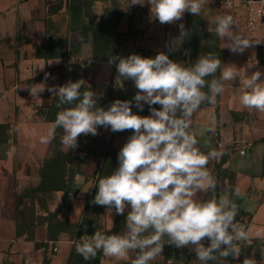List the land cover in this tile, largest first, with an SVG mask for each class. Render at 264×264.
Listing matches in <instances>:
<instances>
[{
  "label": "crops",
  "instance_id": "0c3cea01",
  "mask_svg": "<svg viewBox=\"0 0 264 264\" xmlns=\"http://www.w3.org/2000/svg\"><path fill=\"white\" fill-rule=\"evenodd\" d=\"M57 0H0V125H9L10 139L0 143V264H43L47 258L50 264H67L72 247L75 245L77 226L86 216L92 215L90 197L97 189L98 179L111 174L118 166L117 157L109 159L110 167L101 176L100 164L111 145L114 133L106 128H98L97 135H81L86 147L85 161L80 165L72 183V192L64 206V193H52L42 206L36 202L35 227L30 232L26 224H21V235L17 236L16 193H22L41 182L40 170L45 161L53 157L52 137L44 142L52 122L46 120L48 110L55 97L47 90L39 93V98L30 94L29 86L44 82L46 85H62L68 80L84 79L99 97L114 93L137 91L131 80L118 81L115 63L92 58L91 43L71 39L61 58H39L36 51L46 45L49 39L70 37V14L65 3L61 10L49 14V7ZM143 11L137 21L138 36L127 48L129 54H144L154 57L158 52L170 56L183 53L188 58L184 39H180L174 51L166 45L179 38V23L186 29L185 14L182 21L161 24L150 17L147 4H134ZM228 13L234 17L235 27L249 35L242 28L244 16L241 13L219 7L216 0H204L201 13L203 31L207 32L209 20L217 14ZM197 16L196 14H191ZM262 40L264 33L255 34ZM255 40V39H254ZM220 48L224 52L223 63L233 64L237 72L250 75L256 70L264 72V46L261 42L251 45L242 53ZM256 62V63H255ZM186 64V63H185ZM43 67V68H41ZM45 73L49 76L45 80ZM220 75V72H219ZM54 77V78H53ZM241 77L224 81L223 93L216 102L200 108L192 116V128L198 134L199 146L203 151L214 148L222 155L209 166L217 177V193L231 198L234 187L246 193L241 210L244 215L237 222L249 232L251 244L245 246L238 258L254 256L259 264H264V112L240 105ZM264 79V76L261 77ZM146 106V105H145ZM133 111H136L133 108ZM142 114V115H148ZM214 131H209V129ZM130 130V129H129ZM126 130L115 133L112 147L120 150L127 140ZM64 150H67L63 146ZM245 150L244 155L239 151ZM57 212L53 223L67 226L59 230L55 241L48 240L49 214ZM127 209L125 211V214ZM116 213L104 210L94 216L103 230H110ZM20 223V222H19ZM76 226V228H75ZM74 227V228H73ZM57 251L54 252L53 248ZM188 260H169L168 264H200L194 252ZM165 249L152 264L164 261ZM129 259L116 260L103 254L100 264H131Z\"/></svg>",
  "mask_w": 264,
  "mask_h": 264
},
{
  "label": "clouds",
  "instance_id": "9594fccd",
  "mask_svg": "<svg viewBox=\"0 0 264 264\" xmlns=\"http://www.w3.org/2000/svg\"><path fill=\"white\" fill-rule=\"evenodd\" d=\"M203 3L132 0V4H147L150 17L161 24L182 21L185 12L198 16ZM233 26L231 14H217L209 20L207 31L222 41V48L236 53L260 43ZM178 28L179 38L166 45L169 52L191 34L182 22ZM113 63L116 79L131 80L137 91L131 99L113 100L106 109L98 105V94L82 78L62 85L41 82L29 86L32 97L39 98L38 94L47 90L57 100V108L67 105L56 113L47 135L42 137L44 142L55 135L57 128L63 130L60 142L67 150L77 147L79 136L97 135L100 127L112 132L132 130L117 154L118 166L98 179V190L90 201L124 215V231L85 233L73 241L76 252L85 261L95 258L98 250L116 260H127L134 252L131 264H152L168 244L178 249L187 246L200 264H224L228 257L236 259L251 244L249 232L236 221L240 207L236 201L246 198V193L238 186L232 190V199L217 193L218 181L209 164L222 152L201 149L192 116L203 103L214 104L224 91L223 82L238 75L240 105L264 112V72L240 74L235 65L222 63L211 51L189 65L169 58L165 52L154 57L114 55L108 59V64ZM218 69L217 78L213 74ZM48 76L45 73V80ZM209 76L212 79L206 80ZM145 105L149 114L140 115ZM239 264L259 262L254 256H246Z\"/></svg>",
  "mask_w": 264,
  "mask_h": 264
},
{
  "label": "trees",
  "instance_id": "16d2710c",
  "mask_svg": "<svg viewBox=\"0 0 264 264\" xmlns=\"http://www.w3.org/2000/svg\"><path fill=\"white\" fill-rule=\"evenodd\" d=\"M96 1L98 0H57L56 4L51 5L48 10L50 15L61 10L63 4L65 3L70 14V37L65 39L47 40L46 45L43 48L37 49L36 56L39 58H61L65 54V49L68 46L69 41L71 39L79 38L82 42L91 43V54L93 59L108 61L110 56H126L129 45L125 44L127 40L123 41L122 39L127 37L133 41L138 36L139 31L136 29V25L137 21L142 16L143 11L135 5H131L128 13L130 24L127 31L120 32L118 30V26L124 14H120L118 17H111L108 14H103L101 18H98L92 11V6ZM136 12H140V15L135 22L134 19L136 17ZM185 20L186 29L190 30L191 33L188 38L184 39V46L186 48V52L188 53V58L183 53L172 55L170 58L178 60L183 64L186 63L185 65H189L194 63L198 56L211 51L215 52L216 55L220 57L221 61H223L224 52L220 48V39L216 37L214 33H207L203 31V20L198 16H192L188 12L185 14ZM133 21L136 25H134ZM141 56L145 55L142 54ZM219 72L220 70L218 69L213 75L218 78ZM205 79L210 80L212 77L209 76ZM204 90L207 91V85ZM135 92L136 91L114 93L110 90L105 97L98 98V105L106 109L108 104L113 100L131 99ZM56 104L57 100L55 99L46 115V120L49 122H53L55 120L56 113L58 111H60L63 107H67V105H63L61 108H57ZM205 105L207 106L209 103L205 102L201 106ZM153 106L157 108L160 107L159 105ZM147 113L149 112L148 106L146 105L143 112H140L139 114L142 115ZM131 131V129H128L125 134L129 136ZM115 133L111 141L112 144L115 141ZM62 135L63 130L61 128H57L55 130V135L51 140L53 157L44 162L40 170L41 182L39 185L36 187H30L22 193H16V198L18 199L17 236L21 235V224L22 226L23 224H26L27 230L30 232L35 227V210L33 205L36 202L44 206L47 198L52 193L62 191L64 196L61 206L63 207L68 199V195L73 191L72 183L74 181L75 174L79 172L80 165L85 161L86 147L81 140H78L77 147L66 152L60 142V137ZM9 139V125H0V143H6ZM112 144L109 145L102 164H100L98 173L99 176L104 174L105 170L110 167L109 159L112 156L117 157L119 150L112 147ZM96 191L97 190H94L92 193L90 201L93 199ZM232 198L233 197L231 195L230 199ZM236 202L240 206L236 217V221L238 222L244 213L241 210L242 199H237ZM89 204L92 207V215L84 217L79 226H77L76 239H79V237L85 233L91 235L95 230L103 231L105 234L124 231V215H116L113 227L110 230H103L101 225L95 220L94 216L106 210L107 207L94 203ZM57 212L58 211L49 214L48 240L50 241L56 240L59 230L62 229L64 225L69 227L70 230L72 229V227L67 226L64 223H53L57 217ZM164 249V261L161 264H168L169 260H180V258L188 260L192 257V254H189L186 248L178 249L173 245L165 244ZM102 257L103 252L98 250L95 258L85 261L82 256L76 252L74 245L67 260V264H100ZM240 261H242L241 258L233 259L232 257H228L225 259L224 264H239ZM43 264H50V262L47 258H45ZM172 264H175V261Z\"/></svg>",
  "mask_w": 264,
  "mask_h": 264
},
{
  "label": "built area",
  "instance_id": "2783aa9c",
  "mask_svg": "<svg viewBox=\"0 0 264 264\" xmlns=\"http://www.w3.org/2000/svg\"><path fill=\"white\" fill-rule=\"evenodd\" d=\"M216 2L221 8L241 13L244 16L242 28L253 36V39L260 40L254 35L264 33V0H216ZM260 42L264 46V39ZM239 154L244 155L245 150L241 149ZM53 251L56 252L57 248L54 247Z\"/></svg>",
  "mask_w": 264,
  "mask_h": 264
},
{
  "label": "rangeland",
  "instance_id": "374dc122",
  "mask_svg": "<svg viewBox=\"0 0 264 264\" xmlns=\"http://www.w3.org/2000/svg\"><path fill=\"white\" fill-rule=\"evenodd\" d=\"M134 5L132 4V0H98L94 2L92 6V11L95 13V15L98 18H101L103 14H108L111 17H118L120 14H124L121 18V21L118 26V30L120 32L127 31V28L130 24V20L128 18V13L130 6ZM135 22L138 19V16L140 15V12H136ZM134 23V21H133ZM136 25V23H134ZM130 38L122 39L123 41L127 40L125 44H129L132 42Z\"/></svg>",
  "mask_w": 264,
  "mask_h": 264
}]
</instances>
